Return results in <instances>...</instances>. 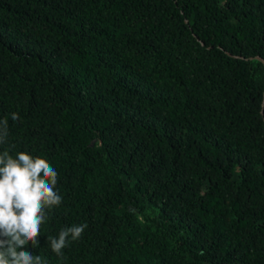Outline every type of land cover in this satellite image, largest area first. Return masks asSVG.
I'll return each instance as SVG.
<instances>
[{
    "label": "trees",
    "instance_id": "obj_1",
    "mask_svg": "<svg viewBox=\"0 0 264 264\" xmlns=\"http://www.w3.org/2000/svg\"><path fill=\"white\" fill-rule=\"evenodd\" d=\"M255 55L264 0H0V152L47 160L62 196L19 250L47 264H264ZM80 224L51 251L47 236Z\"/></svg>",
    "mask_w": 264,
    "mask_h": 264
},
{
    "label": "clouds",
    "instance_id": "obj_2",
    "mask_svg": "<svg viewBox=\"0 0 264 264\" xmlns=\"http://www.w3.org/2000/svg\"><path fill=\"white\" fill-rule=\"evenodd\" d=\"M12 120H18L16 113ZM8 136L7 121L0 120V144ZM58 173L47 160L18 151L0 152V264H47L39 255L20 251L29 242L38 246L41 225L48 219L47 210L59 206L62 196L55 190ZM86 224L60 230L58 236H47L51 251L63 255L69 237L79 239Z\"/></svg>",
    "mask_w": 264,
    "mask_h": 264
},
{
    "label": "water",
    "instance_id": "obj_3",
    "mask_svg": "<svg viewBox=\"0 0 264 264\" xmlns=\"http://www.w3.org/2000/svg\"><path fill=\"white\" fill-rule=\"evenodd\" d=\"M228 54H230V53H228ZM236 57H241V56H236ZM249 58H255V59L259 60L263 64V67H264V59L261 58L260 56L255 55V56H252ZM263 105H264V88H263L262 94H261V108L263 107ZM261 112H262V110H261Z\"/></svg>",
    "mask_w": 264,
    "mask_h": 264
}]
</instances>
